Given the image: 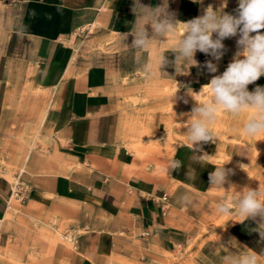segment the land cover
<instances>
[{
	"label": "crops",
	"instance_id": "obj_1",
	"mask_svg": "<svg viewBox=\"0 0 264 264\" xmlns=\"http://www.w3.org/2000/svg\"><path fill=\"white\" fill-rule=\"evenodd\" d=\"M140 3L153 9L162 6V11L168 6L177 20L187 22L203 15L209 5L218 9L222 0ZM133 7L134 0H0V54L37 67L36 80L49 93L43 116L44 134L51 138L48 150L55 146L62 159L77 163L70 169L38 174L21 193L28 202L60 208L69 203L97 216L86 220L92 228L76 236L79 255L74 264H148L164 252L173 253L190 229L191 207L206 196L213 158L220 149L216 142L203 144V151L195 154L208 155L202 163L192 162L187 139L190 121H185L191 117V104L211 99L210 90L201 89L232 62L239 36L223 41L225 51L218 62L197 51L200 67L186 73L183 62L176 70L170 63L161 73L159 58L174 61L171 50L182 37L183 26H177L176 35L158 38L138 52L129 47L133 37L123 34L143 25L151 13L139 4L134 13ZM237 7L238 0H228L224 12L236 15ZM146 29L151 35L150 25ZM209 60L217 64L216 73L203 67ZM148 63L153 65L151 74L143 70ZM183 85L201 93L186 96ZM257 86L264 87V76L248 85V91ZM176 92L188 103L181 99V107L174 109ZM251 112L255 110L231 116L223 111L221 118L231 116L238 123ZM175 119L184 123L175 126ZM176 136L181 141L175 142ZM259 140L264 144V136ZM223 148L236 162L250 165L257 157L264 160V150L248 142H227ZM173 160L182 165L169 176L161 169ZM11 192V184L0 176V220L8 214ZM163 195L167 196L165 214ZM184 195L189 200L181 204ZM69 211L76 217L81 212L73 207ZM120 231L128 237L122 243L116 236ZM249 231L246 224L229 236L245 245Z\"/></svg>",
	"mask_w": 264,
	"mask_h": 264
},
{
	"label": "rangeland",
	"instance_id": "obj_2",
	"mask_svg": "<svg viewBox=\"0 0 264 264\" xmlns=\"http://www.w3.org/2000/svg\"><path fill=\"white\" fill-rule=\"evenodd\" d=\"M36 68L0 54V176L12 186L7 198L8 214L0 220V264H74V258L79 255L76 236L93 227L86 220L96 214L69 203H64L61 208L42 206L28 202L21 193L22 188L28 187L27 184L38 174L77 165L62 159L63 155L55 146L53 150H48L51 138L44 134L43 116L49 93L39 86ZM204 99L207 100V97ZM182 103L181 99H177L174 109L181 107ZM195 104H191L190 114ZM164 108L161 105L160 109ZM222 114V110L218 112L216 121L210 125L215 142L220 147L213 162L216 168L230 160L225 167L233 169L234 174L228 179L235 187L231 188L228 183L224 185L225 190L209 187L206 196H201L191 207V225L185 231L184 243L177 246L173 253L164 252L152 258L148 264H232L246 254L256 255L257 264H264V239L259 234L264 233V225H259L264 220L259 216L255 220H243L235 212L221 216L215 211L218 202L232 200L245 187L258 189L260 186L264 189V160L257 157L250 165L236 162L226 155L223 148L227 142L241 141L264 150V144L259 140L264 134L246 136L243 133L244 123L254 112L248 113L243 120L238 119L239 124L236 123L237 118H231L233 115L222 119ZM189 121L191 123L192 117L185 122ZM183 123V119L174 120L175 126ZM181 139L176 136L175 142ZM240 164H243L242 168ZM69 207L80 210L79 216L72 215ZM98 218L103 219L102 216ZM246 224L250 226L248 241L239 245L229 235ZM116 236L123 240L121 243L128 238L121 231ZM126 264L141 263L127 261Z\"/></svg>",
	"mask_w": 264,
	"mask_h": 264
},
{
	"label": "clouds",
	"instance_id": "obj_3",
	"mask_svg": "<svg viewBox=\"0 0 264 264\" xmlns=\"http://www.w3.org/2000/svg\"><path fill=\"white\" fill-rule=\"evenodd\" d=\"M194 3H202V0H193ZM137 4L143 9L150 10V15L144 17L145 23L139 27H134L130 32L124 33V37H133L130 48L142 51L148 48L149 44L160 38H167L169 35H176L178 25L183 26V35L172 48L175 56L174 61H169L166 56H161L158 61V69L169 65H174L175 70L178 63L183 62L182 70H187L193 66L200 67L195 60L197 51L210 55L215 61H220L224 55L225 45L223 41L227 38L237 37L238 51L233 57L226 70L221 75H214L207 85L201 89H209L211 99L204 103H197L193 106L190 116L192 121L187 128V139L189 147L193 151L192 162L202 163L208 155H196L195 152L203 151V144L215 143V136L210 130V125L217 119V114L221 110L238 116L249 109H254L255 114L249 117L244 123L243 133L246 136H256L264 134V87L257 86L254 91H248V85L256 82L264 76V0H238V7L235 9L236 15L224 12L228 0H222L218 9L209 5L204 9V14L193 18L187 22H181L175 18V14L168 11V6L152 7L144 6L140 0H134L133 12ZM146 25L151 27V35L146 29ZM254 33V35H253ZM215 34V38L213 36ZM243 57V58H241ZM208 72L216 73L217 64L211 60L205 65ZM144 72L151 74L153 65H144ZM161 72V71H160ZM162 73V72H161ZM186 87V96L193 98L197 94L190 87ZM180 89V88H179ZM178 89V91H179ZM177 91V92H178ZM176 92V94H177ZM173 97V104L177 99H183L185 104L188 100L184 97ZM216 166L215 171L209 173L210 187L222 188L228 183V177L233 175V169L226 168L225 165ZM182 165L181 161L173 160L162 168L161 171L170 176L172 170H178ZM243 164L239 167L242 168ZM187 178L191 179L188 171ZM225 190V189H224ZM264 189L245 187L238 192L232 200H222L215 206V211L221 216L231 215L235 212L243 220L253 219L257 216L264 220ZM189 200L187 195L179 198V203L183 204ZM235 205V207H233ZM259 225H264L260 223ZM264 239V233H259ZM232 264H257L256 255H244Z\"/></svg>",
	"mask_w": 264,
	"mask_h": 264
},
{
	"label": "built area",
	"instance_id": "obj_4",
	"mask_svg": "<svg viewBox=\"0 0 264 264\" xmlns=\"http://www.w3.org/2000/svg\"><path fill=\"white\" fill-rule=\"evenodd\" d=\"M161 210H162V213L165 214L166 212V209H167V196L166 195H163L161 197Z\"/></svg>",
	"mask_w": 264,
	"mask_h": 264
},
{
	"label": "bare ground",
	"instance_id": "obj_5",
	"mask_svg": "<svg viewBox=\"0 0 264 264\" xmlns=\"http://www.w3.org/2000/svg\"><path fill=\"white\" fill-rule=\"evenodd\" d=\"M143 147V146H142Z\"/></svg>",
	"mask_w": 264,
	"mask_h": 264
}]
</instances>
